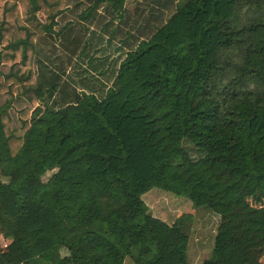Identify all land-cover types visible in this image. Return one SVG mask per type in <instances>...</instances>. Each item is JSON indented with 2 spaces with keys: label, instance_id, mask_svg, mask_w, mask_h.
Here are the masks:
<instances>
[{
  "label": "trees",
  "instance_id": "16d2710c",
  "mask_svg": "<svg viewBox=\"0 0 264 264\" xmlns=\"http://www.w3.org/2000/svg\"><path fill=\"white\" fill-rule=\"evenodd\" d=\"M127 1L0 0V264H189L191 216L154 217V187L219 216L201 264L264 246V0H136L151 28L113 58L85 40L77 82L42 57L73 23L128 24Z\"/></svg>",
  "mask_w": 264,
  "mask_h": 264
},
{
  "label": "rangeland",
  "instance_id": "374dc122",
  "mask_svg": "<svg viewBox=\"0 0 264 264\" xmlns=\"http://www.w3.org/2000/svg\"><path fill=\"white\" fill-rule=\"evenodd\" d=\"M195 1L198 4H201L202 2V0ZM137 6H139L140 8L144 7V10L142 11L140 17L138 16L139 9L135 10ZM147 7L148 4H146V1L137 2L136 0H128L126 4V17L128 24H124L121 22L122 31L120 30L118 33H116L115 37L111 40L110 35L108 34L110 29L107 33L96 30V32L98 33L96 34L102 37V41L99 42V36H88L87 33L85 34L81 29L79 30L77 25L74 23L71 25L72 30L70 31L73 37L70 36V34L66 36L69 41H73L72 43L64 40V34L60 36V38H49V36L41 37L38 39V44L42 52V57L52 66H59L60 68L62 67L61 69H63L65 72L63 76L69 82H77L76 79L79 77V72L82 69H85V66L83 65V68L81 69L80 67L74 65L76 62L75 59H77L75 58V54H78L82 49V45L85 40L91 41L92 45H90V50L100 48L101 51H112V49H114L116 45L120 43V39L126 38L125 30L130 31L131 33L133 32V28H130V25L136 27L140 23V25H146L147 27L151 28L149 24L153 21V18L148 16L150 7ZM154 11L159 12V10L157 9H154ZM76 15L77 12H73V10L65 12L61 17H59V26L64 25L68 20L76 21ZM168 16L169 11L164 13L163 18ZM77 29L79 30V32ZM67 32H69V30H67ZM134 34L136 35L135 32ZM75 39L77 40L78 44H75ZM109 40L110 44L106 42ZM71 48H74V50ZM75 84H77L78 86V83ZM95 99V95L90 96L91 101ZM40 110L41 108L38 106L32 108L29 113V120L35 118L39 114ZM183 146L189 152L191 157L196 158L199 156L200 153L191 143L185 141L183 143ZM49 174L50 173L44 175L42 177V180L45 181L48 178ZM0 180L5 179L0 176ZM142 199L149 207L154 217L160 218L168 224H172L180 216H191L189 221L190 228L187 250L189 264H201L202 261L210 255L213 237L219 223V216L217 214L206 208L194 207L190 200H188L184 196H177L156 187L144 193L142 195ZM9 242L10 239L1 238V245L3 247H5ZM250 262L252 264H264V246H256L250 249ZM124 264L133 263L128 258H126Z\"/></svg>",
  "mask_w": 264,
  "mask_h": 264
},
{
  "label": "crops",
  "instance_id": "0c3cea01",
  "mask_svg": "<svg viewBox=\"0 0 264 264\" xmlns=\"http://www.w3.org/2000/svg\"><path fill=\"white\" fill-rule=\"evenodd\" d=\"M105 21H106V18L104 19V17H100V18H98L97 20H91V21H86L85 22V25H84V27L81 29L82 31H83V33H87V35L88 36H99V35H97L98 33L96 32V30H99V31H102V29L104 28V23H105ZM117 26H119L120 28H122L121 27V22H119V20H118V18L115 20V22L112 24V25H110V29H113V28H115V27H117ZM77 27H79L78 25H77ZM132 27H133V25H132ZM131 27V25H130V28H132ZM119 28V29H120ZM78 30V29H77ZM120 31V30H119ZM121 31H122V29H121ZM126 31V30H125ZM97 33V34H96ZM133 33H134V30H133ZM97 48H95V49H92L91 51H93L94 52V50H96ZM100 51L98 50V53H97V56H103L104 54H106V53H108V54H110V56L113 58L114 56H116L115 54H118V52H117V50L115 49H112V51L110 50H104V51H101L100 53H99ZM92 53V52H91ZM99 54V55H98ZM107 65V64H106ZM105 65V66H106Z\"/></svg>",
  "mask_w": 264,
  "mask_h": 264
}]
</instances>
